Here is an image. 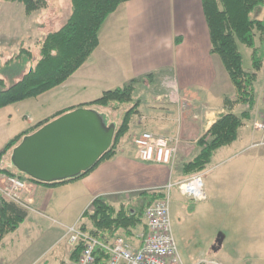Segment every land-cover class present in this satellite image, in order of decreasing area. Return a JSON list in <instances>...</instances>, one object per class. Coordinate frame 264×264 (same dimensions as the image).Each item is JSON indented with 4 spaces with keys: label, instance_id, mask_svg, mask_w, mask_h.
Masks as SVG:
<instances>
[{
    "label": "crops",
    "instance_id": "1",
    "mask_svg": "<svg viewBox=\"0 0 264 264\" xmlns=\"http://www.w3.org/2000/svg\"><path fill=\"white\" fill-rule=\"evenodd\" d=\"M11 2L10 6L17 4V1ZM69 4L71 6V0ZM19 9L23 11L22 5H19ZM40 10L32 14L37 16ZM253 16L264 20V4ZM36 19L38 21L39 17ZM17 26L18 23L11 30L17 31ZM36 26L29 30L34 38H38L34 32H40ZM256 47H261L264 55V40L257 38ZM211 49L202 0H129L108 16L99 31V45L64 83L37 97L0 109L1 152L18 134L27 130L32 133L36 124L51 119L59 112H69L94 101L105 91L134 79L137 80V93L141 89L139 85H144V79L149 78L156 85L152 92L154 103H143L140 94L135 95L141 103L139 113L133 117L130 131L120 142L118 153L113 158L102 161L88 174L69 182L57 185L28 183L22 194L28 216L0 243V264H8L2 251L5 238L20 231L23 226H28L26 230L43 231L38 237L49 238L52 242L49 251L64 244L66 248L55 258L56 262L62 264L71 258L72 252L71 245L64 239L66 229L79 222L81 215L96 198L106 197L118 206L138 192L167 185L174 174L169 165L144 162L138 157L132 139L142 131H150L158 136L179 135V157L183 161L195 155L199 138L207 133L219 115L229 111L241 114L244 110H250V118L239 129L237 140L219 150L232 158L233 154L248 150L253 143L263 139V133L254 128V123L264 116V58L258 71L256 101L252 108L242 104L231 106L225 104V97L234 99L235 87L221 57ZM168 81L177 84L182 101L180 105L157 99L158 95L169 90ZM142 106L147 108L143 110ZM15 117L21 121L12 126ZM256 148L261 149L254 155V162L258 166L264 161V147ZM4 156L7 162L0 168L14 170L12 150ZM258 172L261 173V170ZM255 178L256 181L261 179L259 174ZM68 214L69 217L65 216ZM55 221H59L64 228L59 233L50 234L49 230H53L54 226H49V223ZM46 223L48 226H45ZM44 251L34 262L46 253ZM23 254H28V251Z\"/></svg>",
    "mask_w": 264,
    "mask_h": 264
},
{
    "label": "trees",
    "instance_id": "2",
    "mask_svg": "<svg viewBox=\"0 0 264 264\" xmlns=\"http://www.w3.org/2000/svg\"><path fill=\"white\" fill-rule=\"evenodd\" d=\"M8 1H20L28 14L42 9L47 4L46 0ZM126 1L129 0H71L72 11L65 24L59 30L49 32L40 43L41 58L35 68L8 88H5V84L0 80L2 82L0 83V109L37 97L64 83L89 59L99 45V31L103 23ZM202 3L211 37V51L221 57L235 87V98L225 97V104L231 106L242 104L252 108L256 101L258 71L264 58L262 48L256 47L257 38L260 41L264 40V20H259L252 14L264 4V0H202ZM240 44H245L253 50V64L250 69L245 68ZM136 81L134 79L123 86L105 91L100 98L80 106L97 112L99 107L103 109V112L107 109L118 112L125 104L132 103L130 107L122 111L119 123H109V120L104 118L106 125L113 123L116 125L115 136L109 150L93 167L77 177L52 183L38 181L18 169L19 174L13 169L0 168V174L26 178L28 181L39 184L57 185L80 178L102 161L113 158L118 153L120 142L130 131L133 117L139 113L138 108L141 103L135 99L138 88ZM249 112L250 110H244L241 114H237L229 111L219 115L207 133L199 138L195 155L175 165L174 169H178L180 173L178 180L204 171L211 164L217 150L237 140L239 129L250 118ZM64 113L67 112H59L51 119L36 124L32 132ZM30 133L31 131L27 130L11 139L1 150L0 160ZM165 195L166 192L162 188L141 191L127 201L125 199L118 206L106 197H98L93 201L90 209L85 211L84 216L88 218L80 222V227L88 235L108 244H112L119 236L134 242L133 237L136 231L145 226L146 208L162 200ZM28 213V208L13 201L0 199V243L8 233L14 232L19 227ZM82 246L83 241H80L73 248L71 257L75 260L78 259ZM96 253L99 264H105L108 259L107 251L98 249Z\"/></svg>",
    "mask_w": 264,
    "mask_h": 264
},
{
    "label": "rangeland",
    "instance_id": "3",
    "mask_svg": "<svg viewBox=\"0 0 264 264\" xmlns=\"http://www.w3.org/2000/svg\"><path fill=\"white\" fill-rule=\"evenodd\" d=\"M46 1V6L35 16L32 13L26 15L24 4L20 1H15L17 4L10 6L11 1L0 0V80L5 84V88L35 68L41 58L40 43L44 39H41L43 35L59 30L70 16V0ZM19 5H22L23 11L19 9ZM16 23L17 31L13 32L11 29ZM34 25L40 31L34 32L38 38H34L32 32H29ZM240 48L244 55L245 68L250 69L252 48L245 44H240ZM142 83L144 85H139L141 89L135 95L140 94L143 103H154L152 92L156 85L149 78L142 80ZM131 104H125L118 112L108 109L103 112L99 106L98 111L109 123H119L122 111ZM146 108L147 106L141 107L143 110ZM20 121L21 119L17 120L15 117L12 126H16ZM256 147L251 145L248 150L233 154L232 158L226 157L223 150L215 153L212 164L199 172L203 174L207 194L205 200L182 195L178 185L172 188V228L179 254L185 264H194L205 257L215 258L222 264H264V161L262 165L255 164L254 155L261 150ZM180 161L178 155L176 164L179 165ZM6 162L3 155L0 166ZM177 170H173L171 177L174 183L180 176ZM260 170L261 173L258 172ZM14 171L19 174L17 168ZM256 174L261 177L259 181H256ZM84 213L79 222L87 220L88 217H85ZM50 224L54 226L53 230H49L50 234L59 233L60 229L64 228L59 221L50 222L49 226ZM45 226H48L47 223ZM27 227L23 226L20 231L5 238L2 251L8 264H32L43 250L46 251L51 246L49 238L38 237L43 231L26 230ZM220 235L223 236V241L218 246L217 239ZM64 247L66 248L64 244H60L54 251L48 249L34 264H59L55 258ZM27 251L28 254L24 255Z\"/></svg>",
    "mask_w": 264,
    "mask_h": 264
},
{
    "label": "built area",
    "instance_id": "4",
    "mask_svg": "<svg viewBox=\"0 0 264 264\" xmlns=\"http://www.w3.org/2000/svg\"><path fill=\"white\" fill-rule=\"evenodd\" d=\"M169 90L158 97L174 104H181V97L175 81H168ZM254 128L264 135V117L254 123ZM181 139L178 136H158L152 132H142L134 138L138 157L144 162L170 164L174 166L179 153ZM253 147L264 146V137ZM178 185L182 195L196 200L207 198L202 174L179 182H169L165 186L166 195L162 200L148 206L144 213L145 226L136 231L133 241L117 237L112 244L105 243L85 233L80 225L68 227L65 239L75 247L80 241L83 246L78 259L68 258L64 264H99L98 249L106 250L108 259L105 264H185L182 260L173 233L170 201L171 190ZM27 182L19 177L2 175L0 177V197L7 201L27 206L22 194ZM194 264H222L212 257H205Z\"/></svg>",
    "mask_w": 264,
    "mask_h": 264
},
{
    "label": "water",
    "instance_id": "5",
    "mask_svg": "<svg viewBox=\"0 0 264 264\" xmlns=\"http://www.w3.org/2000/svg\"><path fill=\"white\" fill-rule=\"evenodd\" d=\"M115 131L116 125H106L99 112L80 107L24 136L13 149L12 162L41 182L74 178L93 167L109 150ZM222 241L220 235L217 245Z\"/></svg>",
    "mask_w": 264,
    "mask_h": 264
}]
</instances>
